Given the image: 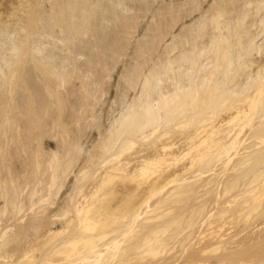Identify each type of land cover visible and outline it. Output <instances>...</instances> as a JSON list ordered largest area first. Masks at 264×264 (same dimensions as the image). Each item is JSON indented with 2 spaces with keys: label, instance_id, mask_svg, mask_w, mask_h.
I'll return each instance as SVG.
<instances>
[{
  "label": "bare ground",
  "instance_id": "1",
  "mask_svg": "<svg viewBox=\"0 0 264 264\" xmlns=\"http://www.w3.org/2000/svg\"><path fill=\"white\" fill-rule=\"evenodd\" d=\"M28 1L0 13V264H264V0Z\"/></svg>",
  "mask_w": 264,
  "mask_h": 264
},
{
  "label": "rangeland",
  "instance_id": "2",
  "mask_svg": "<svg viewBox=\"0 0 264 264\" xmlns=\"http://www.w3.org/2000/svg\"><path fill=\"white\" fill-rule=\"evenodd\" d=\"M27 1H28V0H27ZM32 1H33V0H30V2H32ZM161 1H162V0H161ZM165 1L168 3L170 0H165ZM204 1H205V0H204ZM208 1H210V0L205 1V5H206V2H207V4L209 3ZM23 2H24V0H21V3H23ZM28 2H29V1H28ZM157 2L160 3V0H157L156 3H157ZM162 2H163V1H162ZM162 2H161V3H162ZM210 2H211V1H210ZM156 3H155V4H156ZM159 3H158V4H159ZM18 4H20V0H0V5H1V6H0V13H1V12H2V13L4 12V13H3L4 15H2V13H1V15H2L3 18H1V16H0V18H1L2 20H5V22H10V20L13 19V18H12L13 16H14V17L16 16L17 18H19L20 15H22L23 13H21L22 10H20V9H19L20 11L18 10V8H20V7L18 6ZM44 5H45V3H44ZM44 5H42V8L45 7ZM156 5H157V4H156ZM159 5H162V4H159ZM14 6H17V7H16L17 10L15 9ZM20 6H21V5H20ZM43 6H44V7H43ZM12 7H13V8H12ZM14 9H15V10H14ZM13 10H14V11H13ZM15 11H16V12H15ZM18 11H19L20 13H19ZM11 12H15L16 14L11 13ZM17 12H18L19 16H17ZM8 13H9V14L11 13V14L9 15ZM7 14H8V16H7ZM12 14H14V15L11 17ZM148 14H149V13H148ZM4 16H5L6 19L4 18ZM22 16H23V15H22ZM147 16H149V15H147ZM7 17H8L9 20L7 19ZM9 17H10L11 19H10ZM192 17H193V16H191V18H190L191 21H192ZM147 18H148V17H146V19H145V18H141L140 21L143 22V23H145V21L148 20ZM149 19L151 20L150 17H149ZM187 19H188V21H189V17H188ZM187 19H186V20H187ZM6 20H8V21H6ZM150 20H149V22L152 23V20H151V21H150ZM184 21H185V20H184ZM188 21H187V22L185 21L184 23H185V24H190V23H188ZM180 24L182 25V23H180ZM177 26H179V27H178V28L175 27L176 29H175V33H174V34H176V33L178 34V33L180 32V30H181L180 25H177ZM181 27H182V26H181ZM253 28L255 29L256 26H253ZM176 31H177V32H176ZM144 33H149V31L143 32V35H144ZM141 35H142V34H141ZM141 37H142V36H141ZM168 37H169V36H168ZM168 37H167L166 39H168ZM170 38H171V36L169 37V39H170ZM132 41H134V39H133ZM165 42H166V44H167V42L169 43L170 41H166V40H165L164 42H162V43H161L162 45L160 46L159 50H161L162 47H163L164 45L166 46ZM163 43H164V45H163ZM130 51H131V50H130ZM129 53H130V52H129ZM256 56L258 57V55H256ZM259 56H260V55H259ZM123 57H124V56H123ZM123 57H120L119 62H120V61L122 62V60L126 59V57H125V58H123ZM83 59H84V58H83ZM121 62L118 63L119 65H117V66H120V65H121ZM253 69H254V67H253ZM103 99H104V97H103ZM115 105H119V104H115ZM115 105H114V106H115ZM102 106H103V105L100 103V104H98L97 107H102ZM119 106H120V107H119ZM119 106H118V107L115 106V109H116V107H117V110L113 113L114 115H113V114H109V115H108L110 121H111V119H113L115 116H117L118 113L121 111V110H119V109H122V108H121L122 105H119ZM118 108H119V109H118ZM98 109H100V108H98ZM118 110H119V111H118ZM116 113H117V115H115ZM110 121L108 120V122H110ZM108 122H107V124H109ZM90 130H91V129H90ZM90 130H88V131H90ZM92 132H94V131H91V133H92ZM88 135H89V133H86V136H88ZM92 135H94V134L92 133ZM92 135L90 134L89 136H92ZM83 138L85 139V137H83ZM86 138H87V137H86ZM88 138L90 139V137H88ZM84 139H83V140H84ZM87 141H88V140H87ZM87 141H86V142H87ZM85 148H86V147H85ZM78 162L81 163V165H79V163H78L79 166L76 165L77 168L75 167V169H74V170H77V169H78L77 171H75L76 173L79 171V167H83V165H85V161H83V160H79ZM82 162H83V163H82ZM72 174H73V173H72ZM72 174H71V175H72ZM71 175L69 176V178L71 177V178H70L71 180L68 178L69 181L67 180V182H68L67 184H68V186L71 185V184H72L73 186L71 185V186H69L70 188H68V186H66L67 184H65V187H67V188H68L69 190H71V191L66 190L67 188H66V189H63L66 193L62 191V193H60L59 197L57 198L58 200H57L56 202H59V204L61 203V206H60V207H62L63 205H65V202H66V203L68 202V201H66L65 199H69L70 195L73 193L72 190H74V183H73V182L75 181V178H74V175H75V174H73V176H71ZM73 179H74V180H73ZM69 182H70V184H69ZM71 188H72V189H71ZM61 194H62V196H63L64 198L61 196ZM63 194H64V195H65V194H67V195L69 194V196H67V195L64 196ZM60 197H61V198H60ZM59 199H61V201H60ZM55 207H56V205H55ZM55 207H54V208H55ZM54 208H52V209H54Z\"/></svg>",
  "mask_w": 264,
  "mask_h": 264
}]
</instances>
